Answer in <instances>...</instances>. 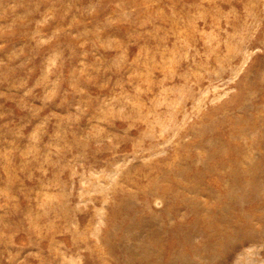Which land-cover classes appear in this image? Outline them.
Instances as JSON below:
<instances>
[{"label": "rangeland", "instance_id": "rangeland-1", "mask_svg": "<svg viewBox=\"0 0 264 264\" xmlns=\"http://www.w3.org/2000/svg\"><path fill=\"white\" fill-rule=\"evenodd\" d=\"M0 264H264V0H0Z\"/></svg>", "mask_w": 264, "mask_h": 264}]
</instances>
